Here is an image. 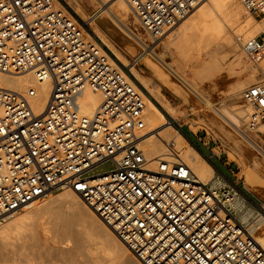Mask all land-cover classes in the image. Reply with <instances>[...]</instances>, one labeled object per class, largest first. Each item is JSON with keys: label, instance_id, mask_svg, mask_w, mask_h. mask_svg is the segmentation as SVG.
<instances>
[{"label": "built area", "instance_id": "built-area-1", "mask_svg": "<svg viewBox=\"0 0 264 264\" xmlns=\"http://www.w3.org/2000/svg\"><path fill=\"white\" fill-rule=\"evenodd\" d=\"M123 1L156 39L205 0ZM237 1L252 17H264V0ZM262 36L236 39L254 65L264 58ZM28 72L50 89L38 113L30 104L35 89H0V220L69 190L139 264H264L263 203L211 159L200 155L212 170L203 180L171 142L163 155L148 154L145 142L156 134L143 113L150 98L62 0H0V73ZM259 73L240 95L251 111L245 123L251 133L264 124ZM85 91L101 96L90 115L79 111ZM106 163L108 171L91 174Z\"/></svg>", "mask_w": 264, "mask_h": 264}, {"label": "rangeland", "instance_id": "rangeland-1", "mask_svg": "<svg viewBox=\"0 0 264 264\" xmlns=\"http://www.w3.org/2000/svg\"><path fill=\"white\" fill-rule=\"evenodd\" d=\"M80 1L83 4L85 3V10L87 11L86 17L89 19L83 22L85 26L87 27V24L95 20V25L98 30L111 40L115 46H122V48L127 51L128 58L134 60L132 63L130 62V66L135 65V68L150 81L151 85L154 87L153 89L158 87L156 88L158 89V93L156 90L154 91L163 97L166 104L176 106L185 112L187 115V122L179 126L167 116L159 104L151 100L160 111L163 118L165 119L164 116L169 118L176 128H180L183 134L184 132L192 134L188 130V127L196 129L197 132L195 134L198 135V137L205 138V142L209 143L213 156H219L222 161L227 163L229 169L233 172L234 178L237 180V185L243 186L246 191L264 203V189L258 185L261 181L257 174L264 168V136L258 135L259 137L256 142L250 137L249 133L251 132L247 131L245 128L248 116L244 113V110L247 109V107L243 106V102L240 98L241 93L249 86L258 82L261 76L260 73L257 72L250 82V85L243 88L242 91H239L240 93L233 92V96L232 89L236 83L237 76L227 73V69L233 60V52L234 54L238 52L237 54H240L242 57L244 56L239 47L237 48L238 45H236V41L234 46L229 50L219 49L220 47H218V49H216V47H210L209 50L208 47L202 49L200 54L193 51L188 57L179 58L174 48L177 27L169 31L168 33L170 34L166 33L159 38L152 39L140 28L139 24L136 25V23H134L133 17L130 15L132 20L129 19L127 28L145 37L142 36L144 41L140 42L131 35L129 36L126 28L122 26V24H119L118 20L111 14V6L114 0ZM236 2L238 4L237 0ZM245 16L249 15L246 14L244 17ZM250 18L255 21L262 19L254 18L251 15ZM214 48L218 53L216 50L213 51ZM210 54H212L211 57ZM243 58L244 65L246 66L248 64L246 67L256 68V65L251 63L247 57L244 56ZM259 65L260 63H258V66ZM202 66H219V70L208 71V68H206V71L205 68H203V71L200 70ZM238 94L239 96L237 97L236 95ZM206 103L209 105V108L213 110L211 113L215 117L218 128L223 134H230V143L224 136L217 135L212 129L204 125L201 120V113L207 111L204 110ZM183 136L186 137L197 151L202 153L200 147L191 139L189 134H184ZM211 163L215 169L231 179L229 173L222 170L217 161L211 160ZM255 165L258 168L253 170ZM110 168L111 164L106 163L94 169L91 174H100L108 171ZM60 192L61 191L54 192L43 200L34 203L31 205V209L49 201L51 198L53 199V197L57 196ZM28 210L29 209L24 208L3 220H11L15 217H19ZM59 210H54V213L51 211L45 215V218L43 217L44 225L40 223V227L35 226V229L34 227L30 228L34 229L36 232H34L33 235H26V239H22L25 245L22 246L23 248L20 247L21 241H19V243L13 242L14 246L17 248V244L19 248H22L20 252L24 251L25 254L28 253L29 255H27L30 256L32 260L34 259V264H121L120 260H114L104 256L99 241L92 235V238H90V233L87 232L86 229L80 227L82 224L77 218H71L70 220L66 216L67 219L60 218L63 217L66 212L65 209ZM61 211H64V213H61ZM51 213L53 214L51 215ZM46 219L47 221H45ZM72 219H74L75 222ZM43 220L41 222H43ZM55 221L58 224L55 223ZM2 223L3 221H0V224ZM77 223H80V226L77 225ZM55 226L56 228H54ZM53 228L58 231L53 233L56 231ZM47 229L51 231L48 232ZM83 230H85L86 233H84L85 231ZM53 234L54 237L52 236ZM7 243L8 241L5 242V240H3V242H1L0 240V248H2L0 249V264L4 261V257L9 256L12 249L7 247ZM4 245L6 246L4 247ZM129 257L134 259L132 255H129ZM21 258L20 256V261ZM135 262L139 264L137 260L134 259V264ZM20 264H23V261L20 262Z\"/></svg>", "mask_w": 264, "mask_h": 264}, {"label": "bare ground", "instance_id": "bare-ground-1", "mask_svg": "<svg viewBox=\"0 0 264 264\" xmlns=\"http://www.w3.org/2000/svg\"><path fill=\"white\" fill-rule=\"evenodd\" d=\"M62 1L69 9H71V11L80 20H82L83 22L89 20L86 17L87 11L85 10L86 9L85 3L83 4L80 0H62ZM111 14L113 15L114 18L118 20L119 24H122V26L126 28L127 33H129V36L131 35L133 38L139 40L140 42L144 41L145 37L143 35L142 36L144 38L140 36V34H138L137 32L136 34L135 31H131L127 28V23L129 22V19H131L130 15H132L134 23H136V25L138 23L136 17L132 14L131 9L123 0H114L111 6ZM246 14L249 16L244 17V15ZM87 28L96 38H98L104 44V46L109 50V52L121 65H123L126 69L128 68L127 70L130 72L133 78L138 82V84L143 88V90L148 95V97L152 101L159 104L170 119L176 122L179 126L186 124L187 115L185 114V112L176 106L166 104V102L163 100V97L157 94L158 89L156 88L158 87L153 89L154 87L151 85L150 81L146 79L145 75H143L140 71H138L135 68V65L130 66L134 60H130L128 58V53L126 50L122 48V46H117V45L115 46L111 40H109L103 33H101L95 25V20L87 24ZM176 30H177L175 34L176 42L174 44V48L176 50L175 52H177L179 58H185L188 57V55L193 51L194 52L196 51L197 53L200 54L202 52V49L208 47L209 50L210 47H216V49L220 47L219 49L229 50L234 46L237 38H239L240 40H246L257 37L259 34L264 33V17H262V19L259 21L253 20L252 18H250V14L246 13L239 3L237 4L236 0H205L204 2L198 4L196 9L195 8L193 9L190 15L177 26ZM216 49L214 48L213 51ZM237 53L235 52L234 54L233 52V56H234L233 60L227 69V73L237 76L236 83L232 89V93L242 91L243 88L248 87L250 85V82L255 77L256 73L259 72V70L264 71V58L260 61L259 66L256 65L257 69L252 67L248 68L246 67L248 66V64L246 66L244 65V61H243L244 56L242 57L240 54ZM211 55L212 54H210V57ZM201 68L202 69L200 70H203V68H205V70L206 68H208V71L219 70V66H207V67L202 66ZM28 88H33L36 91V96L30 99V104L33 107L34 111L38 113L42 110L46 102V98L50 89L49 83L37 82L33 77L32 73L30 72L20 75L0 73L1 90L15 92V93H26ZM154 90H156L157 93ZM236 96L238 97L239 94ZM150 99L145 97V109L143 113H144V118L146 120L147 130L155 131L157 135L156 134L151 135L145 142V149L146 151H148V154L151 157L163 155L167 151L165 142H171L174 145L175 151H177L178 157L183 162H185L194 171V173L198 175L199 178L205 180L211 177L212 170L209 167V165L204 160H202L199 154L187 144V142L176 131V129L168 122H166L167 121L165 120L166 117L164 116L165 119L163 118L160 111L156 108V106L153 104V102ZM100 101H101V96L99 94L85 91L82 97H80L79 99L80 113L83 115H90L99 105ZM204 107H205L204 110H207L201 113L202 115L201 120L203 121L204 125L212 129L217 135L224 136L225 139L230 143V134L229 133L223 134L222 131L216 125L215 117L211 113L213 110L209 108V105L207 103ZM244 113L248 116L251 113V111L250 109L247 108L244 110ZM188 130L192 134H195L197 132L196 129H193L191 127H188ZM249 135L252 138V140L256 142L259 137L258 135L264 136V124L258 126L257 133L255 132L249 133ZM257 168L258 167L255 165L253 167V170ZM257 174L259 175L261 181V183H259L258 185L259 187H262L264 189V168L261 169V171H259V173ZM31 205L26 206L25 208L29 210L21 214V216L19 217H15L11 220H3V219L0 220L3 221V223L0 224V238H1L0 240L1 242H3V240H5V242L8 241L7 247L12 248L9 253V256H6L8 258L4 257L3 259L4 261L1 264H20V262L22 261L23 264L24 263L34 264L35 263L33 262L34 259L32 260L31 257L28 256L29 255L28 253L25 254L24 251L20 252L21 249L23 248L22 246L24 245L22 239H24L26 235L27 236L29 234L33 235L34 232H36L34 230L36 228L35 226L40 227L41 225L40 223L42 224L44 223L43 219L45 218V215H47L51 211L53 212L54 210H59V209L60 210L65 209L66 212L65 215L60 218L68 217L69 220L71 218H75V219L77 218L79 220L82 226L79 225L80 223L79 224L77 223V225L86 229V231L90 233L89 234L90 238H92L91 237L92 235L93 237H95L96 240L99 241L100 246H102L101 251L103 250L102 253H104V256H107L114 260H120L121 264H134L135 258L131 259L129 257L131 253L128 251L125 245L118 239L116 233H114V231L110 227L104 224L98 218V216L87 205L84 204V202L77 194L69 190H63L57 196L53 197V199L51 198L49 201L44 202L39 206H36L31 209ZM62 212L64 213V211H61V213ZM53 213H51V215ZM42 220L43 222H41ZM53 220H54V216H53ZM45 221H47V219ZM55 223L57 222L55 221ZM56 226L54 228H56ZM31 227H34V229H30ZM57 231L58 230L53 232L52 230L53 233ZM86 231L84 233H86ZM56 235H55V239H56ZM259 235H260L259 241L264 246V223L259 230ZM52 236L54 237V234ZM19 241H21L20 247L22 248H19V245L17 244L16 246L18 247L16 248L13 244V242L19 243ZM5 246L6 245H4V247ZM20 256L22 257L21 261L19 259Z\"/></svg>", "mask_w": 264, "mask_h": 264}, {"label": "crops", "instance_id": "crops-1", "mask_svg": "<svg viewBox=\"0 0 264 264\" xmlns=\"http://www.w3.org/2000/svg\"><path fill=\"white\" fill-rule=\"evenodd\" d=\"M264 36H262L261 38H263ZM264 39V38H263ZM191 139L200 147V149L202 150V153H199V155H201V157H205L207 159H211L212 161H217L220 165V167L222 168V170L227 171L230 175V177L233 179V181H235L237 183V180L234 178L233 172L229 169V166L227 165V163H225L224 161L221 160V158L215 157L212 154V149L210 148V145L208 142H205V138H201L198 137V135L196 134H190L189 132H187Z\"/></svg>", "mask_w": 264, "mask_h": 264}, {"label": "water", "instance_id": "water-1", "mask_svg": "<svg viewBox=\"0 0 264 264\" xmlns=\"http://www.w3.org/2000/svg\"><path fill=\"white\" fill-rule=\"evenodd\" d=\"M165 117H166V116H165ZM166 120H167V122H168L170 125L174 126V124L170 121L169 118L166 117Z\"/></svg>", "mask_w": 264, "mask_h": 264}, {"label": "trees", "instance_id": "trees-1", "mask_svg": "<svg viewBox=\"0 0 264 264\" xmlns=\"http://www.w3.org/2000/svg\"><path fill=\"white\" fill-rule=\"evenodd\" d=\"M182 131H183V129H182ZM183 132H184V131H183ZM182 134H183V133H182ZM184 134L187 135L188 133H187V132H186V133L184 132ZM184 134H183V135H184ZM198 152H199V151H198ZM199 153H200V152H199Z\"/></svg>", "mask_w": 264, "mask_h": 264}]
</instances>
